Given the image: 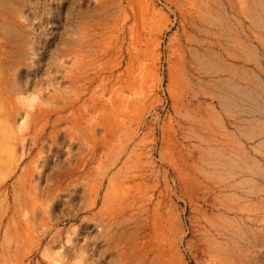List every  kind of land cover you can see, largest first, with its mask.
I'll return each instance as SVG.
<instances>
[{
    "label": "rangeland",
    "instance_id": "374dc122",
    "mask_svg": "<svg viewBox=\"0 0 264 264\" xmlns=\"http://www.w3.org/2000/svg\"><path fill=\"white\" fill-rule=\"evenodd\" d=\"M0 264H264V0H0Z\"/></svg>",
    "mask_w": 264,
    "mask_h": 264
},
{
    "label": "bare ground",
    "instance_id": "6f19581e",
    "mask_svg": "<svg viewBox=\"0 0 264 264\" xmlns=\"http://www.w3.org/2000/svg\"><path fill=\"white\" fill-rule=\"evenodd\" d=\"M217 66H218V65H216V66H213V67H214V69H215V68H219V66H218V67H217Z\"/></svg>",
    "mask_w": 264,
    "mask_h": 264
}]
</instances>
